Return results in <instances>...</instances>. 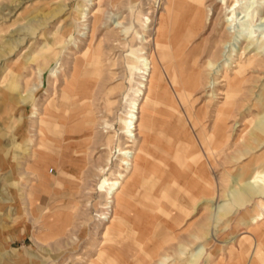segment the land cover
<instances>
[{"label":"rangeland","instance_id":"374dc122","mask_svg":"<svg viewBox=\"0 0 264 264\" xmlns=\"http://www.w3.org/2000/svg\"><path fill=\"white\" fill-rule=\"evenodd\" d=\"M226 2L0 0V264H130L104 233L130 173L121 149L135 156L138 141L124 140L122 119L154 84L124 233L161 239L177 215L175 235L144 264H264V181L256 198H236L253 166L264 169V141L250 137L264 115V0H240L233 18ZM201 134L223 137L209 159ZM176 141L202 156L211 200L184 216L168 195L155 209L165 227H150L147 196Z\"/></svg>","mask_w":264,"mask_h":264},{"label":"crops","instance_id":"0c3cea01","mask_svg":"<svg viewBox=\"0 0 264 264\" xmlns=\"http://www.w3.org/2000/svg\"><path fill=\"white\" fill-rule=\"evenodd\" d=\"M192 72H195V70L191 69L190 73ZM189 76L191 79H193V81H195V77L192 75ZM155 87H157L156 84H154V87L152 86V88L149 90V92H151V90L152 92L146 95V98L140 106L137 121L139 124L138 141L135 146L136 151L134 156L135 159H133L134 164L129 170L130 173L123 183L122 188L114 195L115 202L113 208V219L106 226V228L108 227L110 229H107V231L105 230L104 233L105 246L110 248L111 253L117 255V257L120 259L122 258L121 262L129 261L130 264H144L146 259H151L150 261H152V253L155 251H160L163 244L166 243V241L171 240L176 233L175 229L173 228L177 222V215H170L169 218L167 217L168 219L165 220V222H169L171 225H169L168 228L164 230L165 235L161 239H157L155 241H151V238L154 234H152V232H143L140 233L139 236L129 239V234L126 235L123 228L125 218L124 214L128 212L127 210L132 205V202H137L133 195L130 194L131 192L127 190L125 184L128 180H133L136 178L139 174L135 173L139 172L140 169H145L146 166L144 162H146V157L148 156L147 144L150 141V135L152 134L151 130L153 118L152 115L146 113L145 111H154L153 106L151 105L152 103H156L158 101V94L153 92L156 89ZM199 121L200 119L192 121L193 127L198 131H200ZM219 130L222 131L225 129L219 128ZM219 134L223 136L222 132H219ZM218 137L213 140L212 138L201 134L200 142L207 159H209V157L211 158L210 155L213 151H215L214 149H219L221 145V139H223V137ZM174 145V147L170 149L171 152L168 154L169 159L166 161L165 158L163 161L165 164L167 163L164 167L165 169H162L163 171L158 174V177L161 178V181L155 182L153 185H151L154 193H152L153 195L147 196L148 202L146 204L148 205L145 210L148 214V217L146 218V223L150 227H158L157 225L159 224L165 227L166 224H164L163 220V222L160 221L161 219H159L156 215L155 209L161 203V199L166 198L168 195H173L174 197L171 198L170 196L171 206L176 209L178 213H184V216H187L190 213V210L197 203H202V201L209 203L211 200V179L205 172V164L204 161H202V156L193 150L194 146L191 144V150L189 151L185 149V145L183 146V144L179 143L178 141H176ZM154 171L155 170L153 169L152 173ZM250 176L251 175L249 174V177ZM237 179L238 182H240L241 175L237 176ZM248 179L246 180V183L249 181ZM188 185L190 186L188 187ZM251 185L249 184L247 187L249 188ZM243 188L245 187H242V190L236 193V198H247V196H245L246 191H244ZM250 197L256 198V195ZM139 251L143 252L145 257H139L138 255L136 256V253ZM207 262H209V258L207 259Z\"/></svg>","mask_w":264,"mask_h":264},{"label":"bare ground","instance_id":"6f19581e","mask_svg":"<svg viewBox=\"0 0 264 264\" xmlns=\"http://www.w3.org/2000/svg\"><path fill=\"white\" fill-rule=\"evenodd\" d=\"M222 1H227L228 2V0H222ZM226 2V3H227ZM239 2H240V0H233V2L229 5V15L233 18V15L235 14V10L240 6L239 5ZM225 4V3H224ZM228 21V20H227ZM262 37V36H261ZM251 40V39H250ZM246 48H248V46H249V43H246ZM258 54V53H257ZM147 58H148V56H147ZM146 64L147 63H150V61H146L145 62ZM236 65H234L233 67H235ZM150 68H152V67H149L148 69H150ZM148 69H147V71H148ZM153 72H154V70H153ZM148 74V73H147ZM143 79H145V77L143 76ZM152 80H154V76H153V74H151L150 75V79L148 80V83H149V86H150V83H151V81ZM147 82V81H146ZM145 84H147V83H145ZM145 84H143V85H145ZM146 87V86H145ZM144 88V87H143ZM149 88V87H148ZM147 89V88H146ZM148 90V89H147ZM142 93V92H141ZM264 95V94H263ZM228 100H229V97L227 96V100H226V102H228ZM263 103H264V98L261 100V103L260 104H262L263 105ZM135 105H136V101L133 103V106L131 107V110L128 112V116L127 117H124L123 119H122V125H123V128H125L124 129V131L126 130V131H128V133H129V135H128V137H126L124 140H126L127 142H132V139H134L135 137H136V135H138V127H139V124L136 122V124L134 123H132V121H135V119H138V116L136 115V113H138L139 111H140V105L137 103V107H136V109L137 110H135L134 111V109H135ZM263 111H264V106H263ZM218 112V111H217ZM220 113H222V112H220ZM132 123V124H131ZM131 124V126H130V128L129 129H127V127H129V125ZM196 125V124H195ZM255 127L256 128H254V130L253 131H251V133H250V137L252 138V137H254V138H256L257 140H259L260 139V141H264V115H263V117L261 118V119H259L258 121H257V123L255 124ZM126 131H125V133H126ZM128 133H126V134H128ZM254 140V139H253ZM136 144V143H135ZM123 150L121 149V152H120V154L122 155L121 156V163H122V165H125L126 166V168L128 167L129 168V170H130V168L132 167V163H131V159H132V161H133V159H134V153H133V150H131V148H130V144L129 143H126V144H124L123 145ZM263 163H259L258 162V164H256V165H254L253 166V168H254V171L250 174L251 176L249 177V181H248V184H250V183H259V185L258 184H256L257 186H258V188H252V187H249V188H244V191H246L245 192V196H247V197H250V196H255L256 194H257V190L258 189H262L263 188V186L260 184V183H263V179H264V169H262V170H260V167H261V165H262ZM125 168V169H126ZM252 168V167H251ZM119 170H121V169H124V167H122V166H119V168H118ZM122 176H123V173L121 172V173H119L118 174V179H114V180H112V181H110L109 182V184H111L112 186H110V189L108 190V192L107 193H109L110 195H111V193L113 192V190H114V188H119L120 187V185H121V182L119 181V179H121L122 178ZM191 181V180H190ZM195 184V183H194ZM190 185H188V187H189ZM201 187V186H200ZM194 189H196V188H194ZM190 191V190H189ZM192 192H193V190H192ZM198 192V191H197ZM196 193V192H195ZM115 194V193H114ZM197 194V193H196ZM199 195V194H198ZM111 200L110 199H106V201L105 202H110ZM261 205V204H260ZM261 207H262V213H260L259 215H264V203H262V205H261ZM111 210V209H110ZM114 213V212H113ZM113 213H112V215H113ZM111 219V218H110ZM115 221V220H114ZM108 237V236H107ZM107 241V240H106Z\"/></svg>","mask_w":264,"mask_h":264}]
</instances>
